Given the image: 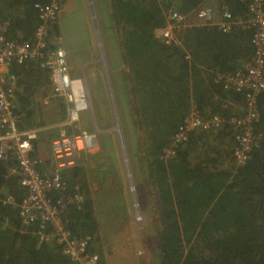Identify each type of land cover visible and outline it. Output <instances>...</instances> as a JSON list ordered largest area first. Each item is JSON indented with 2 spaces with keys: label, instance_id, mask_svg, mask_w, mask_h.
I'll list each match as a JSON object with an SVG mask.
<instances>
[{
  "label": "trees",
  "instance_id": "1",
  "mask_svg": "<svg viewBox=\"0 0 264 264\" xmlns=\"http://www.w3.org/2000/svg\"><path fill=\"white\" fill-rule=\"evenodd\" d=\"M39 1L1 0L2 16L9 22L8 39L32 37ZM202 1L110 0L116 7L115 33L129 75L126 103L135 126L146 132V168L161 193L157 260L158 264H264V91L256 96L254 131L260 137L244 165L235 162L236 142L226 122L216 129L193 130L175 156H162L191 105L204 117L227 120L246 113L244 94L225 89L216 78L233 74L252 57L251 30L223 33L216 27L187 26L177 34L176 45H166L155 36L166 24L164 9L186 14ZM222 1L234 15L248 14V0ZM54 32L58 33L57 23ZM10 71L17 78L20 127L37 126L32 98L41 86L50 87L49 75L36 61L13 63ZM73 170L76 176L79 168ZM63 178L66 195L79 191L66 170ZM0 190L17 199L25 193L1 159ZM63 219L72 235L89 238L88 250L96 253L93 244L99 235L92 199L87 196L80 204H68ZM35 231V226L22 224L16 207L0 204V264H76L56 241L38 244ZM98 256V264H105L103 254Z\"/></svg>",
  "mask_w": 264,
  "mask_h": 264
},
{
  "label": "built area",
  "instance_id": "2",
  "mask_svg": "<svg viewBox=\"0 0 264 264\" xmlns=\"http://www.w3.org/2000/svg\"><path fill=\"white\" fill-rule=\"evenodd\" d=\"M63 2L41 0L35 3L37 25L32 37L21 41L6 37L9 22L2 16L0 0V159L7 164L9 175L15 176L18 185L25 191L17 199L13 194L0 190V204L16 207L22 224L35 226L38 244L54 240L76 264H98V254L88 250L89 238L72 235L63 219L67 205L80 204L84 198L79 191L73 195L65 194L63 172L75 164L78 153L96 146L95 134L80 129L77 132L68 131L78 126L79 113L88 109L90 103L84 79L71 75L65 49L59 39L52 37ZM263 6L264 0H248L246 16L234 15L224 1L218 12L212 6L194 10L196 26L216 27L223 33L235 29L252 31V57L233 74H219L216 78V81L223 82L225 89L244 94L246 113L230 116L227 120L217 115L204 117L194 104L191 105L172 134L169 145L162 150L163 157L175 156L177 148L188 140L193 130L216 129L226 122L236 142L233 150L236 164L244 165L250 158V152L260 137L254 131V124L258 120L256 96L264 91ZM168 18L170 21L155 36L166 45L179 44L177 34L190 26L187 15L173 10ZM26 61H36L39 68L48 73L51 92L66 102L62 128L50 142L53 165L48 169H41V160L34 150V141L42 128L20 127L22 114L16 111L17 78L10 67L13 63Z\"/></svg>",
  "mask_w": 264,
  "mask_h": 264
},
{
  "label": "rangeland",
  "instance_id": "3",
  "mask_svg": "<svg viewBox=\"0 0 264 264\" xmlns=\"http://www.w3.org/2000/svg\"><path fill=\"white\" fill-rule=\"evenodd\" d=\"M164 10L169 22L170 9ZM115 13L110 0L100 5L97 0H64L57 16L58 33L52 37L65 49L72 76L87 79L92 100L79 113L78 126L68 131L96 135V146L78 153L73 167L65 170L83 197L92 199L99 235L93 248L103 254L105 264H158L161 193L146 168V132L135 126L126 103L129 75L115 33ZM32 100L37 126L43 129L34 150L41 169H48L53 165L50 142L62 128L66 102L45 85ZM74 167L79 168L76 176Z\"/></svg>",
  "mask_w": 264,
  "mask_h": 264
},
{
  "label": "crops",
  "instance_id": "4",
  "mask_svg": "<svg viewBox=\"0 0 264 264\" xmlns=\"http://www.w3.org/2000/svg\"><path fill=\"white\" fill-rule=\"evenodd\" d=\"M97 1H98V4L100 5V2L104 4V2H105L106 0H97ZM221 2H222V0H203L202 2H200V3L198 4V6H197L196 8L204 7V6H212V7H214V9L216 10V12H218ZM196 8H194V9L188 11V12L185 14V15H187V21L190 23V26H196V25L194 24V22H195L196 20H195V18L193 17V12H194V10H195ZM170 10L173 11V9H170ZM158 30H159V29H158ZM72 67H73V66H72V64H71V68H72ZM72 71L74 72V70H72ZM84 77H85V76H84ZM85 79H86V78H85ZM86 80H87V79H86ZM86 80H85V81H86ZM86 84H87V82H86ZM87 86H88V84H87ZM35 109H36V108H35ZM73 165H74V164H73ZM72 167H73V166H70V169H71ZM85 195H86V194H85ZM85 197H87V195H86Z\"/></svg>",
  "mask_w": 264,
  "mask_h": 264
},
{
  "label": "clouds",
  "instance_id": "5",
  "mask_svg": "<svg viewBox=\"0 0 264 264\" xmlns=\"http://www.w3.org/2000/svg\"><path fill=\"white\" fill-rule=\"evenodd\" d=\"M71 75H72V74H71ZM80 77H81V76H80ZM82 78L84 79V82H85V84H86L85 78H84V77H82ZM86 87H87V89H88V93H89V103H90V105H91L92 100H91V95H90L89 88H88L87 84H86ZM89 107H90V106H89ZM79 117H80V115H79ZM78 124H79V121H78Z\"/></svg>",
  "mask_w": 264,
  "mask_h": 264
}]
</instances>
